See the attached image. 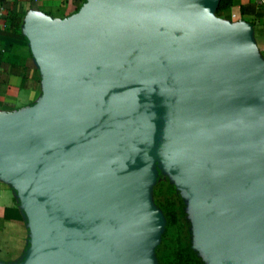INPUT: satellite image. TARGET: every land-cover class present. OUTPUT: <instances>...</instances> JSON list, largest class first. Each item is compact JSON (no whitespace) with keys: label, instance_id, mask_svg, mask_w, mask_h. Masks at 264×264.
Returning a JSON list of instances; mask_svg holds the SVG:
<instances>
[{"label":"water","instance_id":"1","mask_svg":"<svg viewBox=\"0 0 264 264\" xmlns=\"http://www.w3.org/2000/svg\"><path fill=\"white\" fill-rule=\"evenodd\" d=\"M219 0H90L25 24L44 94L0 113V178L31 239L23 264H157L149 187L164 160L212 264H264V63Z\"/></svg>","mask_w":264,"mask_h":264},{"label":"crops","instance_id":"2","mask_svg":"<svg viewBox=\"0 0 264 264\" xmlns=\"http://www.w3.org/2000/svg\"><path fill=\"white\" fill-rule=\"evenodd\" d=\"M90 0H0V113L14 114L35 106L44 94L42 72L33 55L25 24L32 15L55 23L74 19ZM220 1V0H219ZM6 11L23 16L22 32L10 31ZM218 18L236 28L249 25L264 63V0H231ZM27 214L10 182L0 178V264H23L31 244Z\"/></svg>","mask_w":264,"mask_h":264},{"label":"rangeland","instance_id":"3","mask_svg":"<svg viewBox=\"0 0 264 264\" xmlns=\"http://www.w3.org/2000/svg\"><path fill=\"white\" fill-rule=\"evenodd\" d=\"M152 170L155 177L149 187L150 199L164 219V228L155 249L157 264H212L199 247L187 190L161 158L154 160Z\"/></svg>","mask_w":264,"mask_h":264},{"label":"trees","instance_id":"4","mask_svg":"<svg viewBox=\"0 0 264 264\" xmlns=\"http://www.w3.org/2000/svg\"><path fill=\"white\" fill-rule=\"evenodd\" d=\"M230 3H231V0H220L217 10H216V15L220 16L221 12L227 13L228 6ZM5 18L7 19L10 31L15 34H21L23 16L13 11H6ZM160 207L162 208V206Z\"/></svg>","mask_w":264,"mask_h":264}]
</instances>
